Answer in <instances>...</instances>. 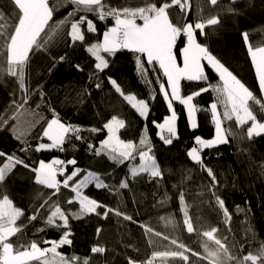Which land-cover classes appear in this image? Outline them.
<instances>
[{
    "label": "trees",
    "instance_id": "16d2710c",
    "mask_svg": "<svg viewBox=\"0 0 264 264\" xmlns=\"http://www.w3.org/2000/svg\"><path fill=\"white\" fill-rule=\"evenodd\" d=\"M152 2L159 5L164 0ZM48 3L53 8V16L46 32L66 18L68 22L61 26L44 49L30 53L25 73L27 93L20 90L16 77L7 74V53L0 38V68L4 69L0 71V152L14 154L30 167H37L41 160L51 162L60 159L65 161L66 175L74 168L82 170L77 180L88 171L100 174L112 190L92 185L84 194L123 215L109 212L104 217L105 209L100 208L97 211L101 215L93 213L80 219L73 218L71 213L78 211L79 204H68L67 201L74 193L61 187L59 193L52 195V189L34 183V173L29 168L17 165L0 183V198L7 195L24 214L28 217L36 214L37 218L28 219L22 231L12 238L14 245L19 247L36 241L42 248L50 247L44 243L45 240H59L65 231H70L71 245H63L58 251L66 257H80V264L84 258L89 259V264H129V260L135 264H147L153 252L180 251L170 243L173 239L203 256L199 243L206 238L201 233L216 228L215 235L228 246L233 256L257 254L264 245V135L249 140L247 125L242 130L236 127L234 120L228 121L224 128L234 133L227 137L229 142L205 149L204 153L209 157L201 163L194 162L187 153L195 144V137L209 140L214 136L210 111V104L214 101L212 91L209 89L193 99L198 109L194 130L188 127L183 108L174 103L176 137L171 144H165L158 137L156 127L169 115L167 102L160 93V83L167 86L166 78L158 65L149 66L142 57L143 68L140 69L136 63L138 54L121 49L115 54L102 53L108 67L98 71L94 67V57L86 48L102 41L103 33L114 25V20L111 17L100 20L87 13L96 31L89 32L86 23L81 25L85 40L73 43L67 35L71 22L79 20L85 13L69 17L68 14L74 10L69 0H48ZM105 3L123 8L143 6L145 1L105 0ZM0 13L4 15L0 30L7 26V31L11 32V25L15 22L11 0H0ZM169 16L174 24L181 27L216 16L220 22L206 26L205 34L195 30L197 43L207 47L258 99L264 101L248 54V43L244 39L246 33L254 48L264 46V0H218L216 5H212L210 0H189V6L183 11L178 5L170 8ZM184 42V36H179L174 48L178 58ZM204 69L208 77L206 82L182 81L183 94H192L218 80L208 65L204 64ZM111 80L116 81L125 94H134L147 101L149 113L146 118L141 117L116 92ZM24 95L28 96L27 104L23 103ZM252 106L258 118L264 121V112L260 111L259 105ZM54 113L61 122L79 127L78 135L82 139L70 134L62 145V151L59 148L37 151L40 143H51L42 137V133ZM113 116L125 121L124 127L118 131V137L123 141L139 144L147 129L148 145L137 150L134 160L117 164L103 152L95 154L108 135L104 124ZM14 129L23 132L20 139L16 138L18 132ZM92 129L99 131L93 132ZM148 146L161 175L152 177L141 173L133 177L129 167L139 162L138 152L147 150ZM73 159L75 165L66 163ZM4 161L5 158L0 157V166ZM206 169L212 170L215 183ZM121 182L128 186L120 188ZM181 194L195 228L193 233H189L184 225ZM217 198L224 202L228 218L224 216ZM45 200L48 203L40 208ZM55 204L68 214L67 229L45 223ZM124 215L131 219H124ZM146 228L153 231L146 232ZM97 229L101 230L99 234ZM164 236L169 239H163ZM93 246H102L106 251L103 254L92 253ZM192 251L185 253L189 258L187 262L169 257L156 258L153 264H208L207 260L192 255ZM230 264H235V261Z\"/></svg>",
    "mask_w": 264,
    "mask_h": 264
},
{
    "label": "snow or ice",
    "instance_id": "6c2138e0",
    "mask_svg": "<svg viewBox=\"0 0 264 264\" xmlns=\"http://www.w3.org/2000/svg\"><path fill=\"white\" fill-rule=\"evenodd\" d=\"M14 6L15 22L12 31H7V26H2L0 30V38L4 41V48L6 50L7 74L16 77L19 83L20 90L27 93L25 85V73L28 63L30 61V53L34 50L44 49L55 37L57 31L61 26L68 22V18L57 24L56 28L46 32L49 27V22L52 20L53 8L50 7L48 0H11ZM74 6V10L70 12L69 17L76 13L83 12L85 15H80L79 20L71 22L70 31L67 35L71 41L83 42L85 35L81 29V25H87L89 32L96 31L92 20L88 19L87 13L96 15L100 20H105L111 17L114 20V25L109 27L103 33L102 41H98L87 46L86 50L95 59V69L102 72L108 67V61L102 53L115 54L121 49H126L134 54L136 57L137 67L142 69L143 64L141 58H145L149 66H157L167 80V86L160 83V93L163 95L171 116L164 119L163 123H157L156 127L160 129V138L165 144H171L172 139L176 136L175 122L177 119L176 113L173 111L172 101H178L187 109L189 123L195 128L196 120L195 113L198 111L197 107L192 103L195 96H199L202 92H207L209 88L216 93V102L210 105L211 118L215 124V137L213 139L205 140L199 136L195 137L196 145L199 148L192 147L188 151V156L195 162L201 163L200 151L205 148H212L218 144L228 143L227 137L233 135L230 129H225L223 121H235L236 127L246 128L247 139L251 140L253 137L264 135V121L258 118L253 104L259 105L260 111L264 112V101L258 99L254 93L245 86L227 67H225L218 59H216L207 49L197 43L194 35L195 30L199 29L201 34L204 33L206 26L217 25L220 21L216 16L208 18L206 21L201 20L195 23H186L182 27L174 24L169 16V9L174 6H179L181 11L189 6V0H164L163 3L157 5L152 0H145L143 6L137 7H123L115 8L105 3V0H69ZM212 5H216L218 0H210ZM4 15L0 13V21H3ZM141 21L142 23H137ZM42 33L44 36H42ZM185 36L187 43L180 50V57L182 58V66L178 63V57L174 52V48L179 36ZM245 42L248 43V54L251 63L255 70L256 78L259 85V90L264 96V46L253 47L249 41L248 36L244 34ZM63 59V58H61ZM202 61H206L207 65L219 77L217 85H209L206 88L199 89L190 95H181V81H201L207 80L205 69ZM79 69V65H77ZM0 71L4 69L0 68ZM112 86L116 92L120 93L123 99L131 105L141 117H147L149 113V105L147 101L138 99L134 94H125L116 81L111 80ZM100 87L99 84L96 85ZM170 90V93H169ZM15 103V101H14ZM23 103H28V96L24 95ZM218 105L223 106V119L218 111ZM23 107V105H19ZM14 119V117H13ZM7 123V121H4ZM125 121L113 116L104 128L107 129L108 136L101 142L100 148L95 150L96 155L102 152L117 164L125 161L134 160L137 154V146L133 142H126L116 135L120 128H123ZM18 132L16 138L20 139L23 132L14 129ZM81 131L79 127L65 124L61 122L59 117L54 113L53 118L47 121L46 127L43 129L42 137H46L51 143H40L36 150H50L59 148L63 150L62 145L70 134H75L76 139H82L78 133ZM93 132L99 131L92 129ZM169 135H163L164 132ZM140 145H148L147 129L140 140ZM91 148L92 145H89ZM151 147L147 150H140L138 152L139 164L132 165L129 171L133 177L147 173L152 177L161 175L160 168L151 153ZM0 157H4L5 161L0 166V183H2L6 176L17 166L22 165L29 168L34 173V183L42 185L47 189H52V195L59 193L60 188L69 189L74 195L68 199V204L77 203L79 209L77 212L71 213L73 218L80 219L88 214L101 215L97 209L104 208L103 216L106 217L109 212H114L115 215H123L120 211L108 208L84 194V189L89 185L94 184L96 188H109L100 174L92 171L86 172L82 178L76 179L80 176L81 169L74 168L70 174H65V161L60 159H53L51 162H44L41 160L37 167H30L22 159L17 156L7 155L0 152ZM70 165H75L76 161L68 160L66 162ZM208 175L212 177L213 183L216 182V177L211 169H206ZM58 176H63V180H58ZM126 182H121L119 187L126 188ZM50 199V197H49ZM182 211L184 212V225L189 233H193L195 228L187 211V205L184 203L183 194L180 197ZM217 202L226 218L229 217L227 209L224 207V202L217 198ZM48 200H45L40 208H43ZM39 211V210H37ZM24 216V212L14 205V202L4 195L0 198V264H80V257L72 256L66 257L58 251L63 245H71L72 241L69 239L71 232L65 231L59 240H45V244L50 247H40L36 241H31L28 245L15 246L12 238L17 236L22 231V226L17 224V221ZM37 215L34 214L29 217V220H35ZM124 219L128 220L131 217L124 215ZM59 222V223H58ZM171 221H169L170 223ZM47 225L55 226L57 228H68V214L61 208L59 204L52 206L50 214L45 221ZM146 232H152L151 228H146ZM42 231V229H41ZM101 230L97 229L99 234ZM216 228L205 230L201 233L206 240L203 242L204 255L192 251L183 243L177 240H171L170 243L175 245L177 250L156 251L152 253V258L147 261V264H153L156 258H180L185 262L188 261V256L185 253L192 251V255L198 256L201 259L207 260L208 264H230L235 261V264H264V245L261 246L257 254L249 253L242 257L233 256L226 244L218 238L215 233ZM160 236V233H154ZM163 239H169L164 236ZM209 242L215 244V248L209 246ZM106 249L102 246H93L92 253L103 254ZM83 264H89V259L84 258ZM129 264H135L134 261L129 260Z\"/></svg>",
    "mask_w": 264,
    "mask_h": 264
},
{
    "label": "crops",
    "instance_id": "0c3cea01",
    "mask_svg": "<svg viewBox=\"0 0 264 264\" xmlns=\"http://www.w3.org/2000/svg\"><path fill=\"white\" fill-rule=\"evenodd\" d=\"M102 39H103V37H102ZM178 39V38H177ZM187 43V38L185 37V42H184V45H183V47L185 46V44ZM182 47V48H183ZM178 63L182 66V64H183V61H182V58L181 57H179L178 58ZM202 64H203V66H204V64H206L207 65V62L206 61H202ZM211 68V67H210ZM255 71V70H254ZM217 75V74H216ZM182 81H186V80H182ZM181 81V82H182ZM198 82H203V83H205L206 81L205 80H201V81H198ZM166 83H167V80H166ZM219 83V77H218V80L217 81H215V82H213V83H211V84H209V85H217ZM208 85V86H209ZM207 86V87H208ZM210 90H211V88H209ZM212 91V90H211ZM169 93H170V90H169ZM212 93H213V96H214V101L212 102V103H214V102H216V93L214 92V91H212ZM181 95L182 96H187V95H185V94H183L182 93V90H181ZM190 95V94H189ZM263 99H264V96H263ZM174 103H177L179 106H181L182 108H183V110H184V113H185V116H186V120H187V124H188V127L191 129V130H194V129H196V127L195 128H193L192 126H191V124L189 123V120H188V115H187V109L183 106V105H181L178 101H172V104H173V109H174ZM193 103V102H192ZM211 103V104H212ZM194 104V103H193ZM210 104V105H211ZM175 111V110H174ZM210 111H211V109H210ZM218 111H219V113L221 114V118L223 119V112H224V108H223V106H220V105H218ZM169 113H170V111H169ZM176 113V112H175ZM177 116V115H176ZM195 120H196V125H197V119H196V113H195ZM226 122H228V121H223V127H224V124L226 123ZM163 123V122H162ZM164 133H166V132H164ZM163 133V134H164ZM215 137V124H214V136L211 138V139H213ZM218 145H220V144H218ZM218 145H215L214 147H216V146H218ZM214 147H212V148H214ZM205 149H211V148H205ZM191 150V149H190ZM192 160V159H191ZM195 162V161H194ZM21 220H19V222L17 221V224L18 225H21L22 227L28 222V219H29V217H28V215L27 214H24V216H22L21 218H20Z\"/></svg>",
    "mask_w": 264,
    "mask_h": 264
},
{
    "label": "rangeland",
    "instance_id": "374dc122",
    "mask_svg": "<svg viewBox=\"0 0 264 264\" xmlns=\"http://www.w3.org/2000/svg\"><path fill=\"white\" fill-rule=\"evenodd\" d=\"M175 109H173V111H174ZM175 112V111H174ZM172 115V112H170L169 113V115L168 116H171ZM168 116H166V117H168ZM175 128H176V122H175ZM119 131V130H118ZM166 132V131H165ZM167 133V132H166ZM166 133H164L163 135H165V136H167V135H169L168 133H167V135H166ZM117 136H118V132H117V134H116ZM160 135H161V132H160V129L158 128V137L160 138ZM108 136V135H107ZM176 137V136H175ZM161 139V138H160ZM135 144V143H134ZM136 146H137V150L141 147V146H143V145H140V143L139 144H136ZM47 163V162H46ZM139 164V162L138 163H136V164H134V165H138ZM132 166V165H131ZM130 168V167H129ZM130 172V171H129ZM131 174V173H130ZM93 186H95L94 184H92ZM92 185H89L87 188H85L83 191H84V193H87V190L92 186ZM21 220V219H20ZM19 222V221H18ZM206 240V239H205ZM205 240H203L202 242H200L199 243V247H200V250L202 251V253L204 254V248L202 247V244H203V242L205 241ZM209 246L210 247H212V248H215L216 246H215V244H213V243H211V242H209Z\"/></svg>",
    "mask_w": 264,
    "mask_h": 264
},
{
    "label": "built area",
    "instance_id": "2783aa9c",
    "mask_svg": "<svg viewBox=\"0 0 264 264\" xmlns=\"http://www.w3.org/2000/svg\"><path fill=\"white\" fill-rule=\"evenodd\" d=\"M184 38H185V36H184ZM193 147H197V148H199V145H196V143H195V144L193 145ZM200 155H201V160L207 159V158L209 157V154H205V153L203 152V150L200 151ZM61 178H62V176H58V177H57L58 180H61Z\"/></svg>",
    "mask_w": 264,
    "mask_h": 264
},
{
    "label": "water",
    "instance_id": "95a60500",
    "mask_svg": "<svg viewBox=\"0 0 264 264\" xmlns=\"http://www.w3.org/2000/svg\"><path fill=\"white\" fill-rule=\"evenodd\" d=\"M123 1H145V0H123Z\"/></svg>",
    "mask_w": 264,
    "mask_h": 264
},
{
    "label": "bare ground",
    "instance_id": "6f19581e",
    "mask_svg": "<svg viewBox=\"0 0 264 264\" xmlns=\"http://www.w3.org/2000/svg\"><path fill=\"white\" fill-rule=\"evenodd\" d=\"M202 150H203V152H204L205 149H202ZM205 154H206V153H205ZM201 161H202V160H201Z\"/></svg>",
    "mask_w": 264,
    "mask_h": 264
}]
</instances>
